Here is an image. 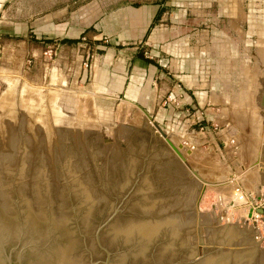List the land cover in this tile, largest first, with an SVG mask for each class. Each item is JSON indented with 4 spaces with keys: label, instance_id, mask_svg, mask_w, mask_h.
Instances as JSON below:
<instances>
[{
    "label": "rangeland",
    "instance_id": "obj_1",
    "mask_svg": "<svg viewBox=\"0 0 264 264\" xmlns=\"http://www.w3.org/2000/svg\"><path fill=\"white\" fill-rule=\"evenodd\" d=\"M154 1L41 0V5H35L36 12L52 16L45 23L51 30L34 39L26 30L34 5L29 0H0V24L5 29L21 24L20 31L9 29V34L0 35V162L5 158L13 163L21 128L27 148L23 178H29L42 140L47 170L56 185V200L59 182L55 147L62 159L59 127L67 128L73 138L82 171V156H87L93 169L85 144L90 132L97 135L105 155L113 145L131 149L149 143L155 150L151 153L153 161L170 159L167 170L173 172L174 182L189 179L201 185L195 199L198 246L206 244L213 228L230 223L234 228H252L257 247H264V213H259V218L248 217L243 198L242 205L233 204V198L247 193L248 200L253 205L258 202V208L264 210V0H255L259 13L254 16L248 14L251 0L236 1L243 17L236 24V32L225 20L219 24L229 37H216L230 42L227 49L236 60L231 59L230 66L222 70L226 79L211 87L221 88L227 100L217 101L208 119L195 116L192 109L178 113L171 73H166L168 78L164 80L156 76L150 80L146 105L96 83L104 56L99 45L113 47V43L101 29L84 30L89 21L81 17L85 14L81 6L95 3L100 17L108 20L113 18L114 8ZM220 1L228 4L225 8L235 9L229 0ZM221 6L214 1L205 12L216 14L222 10L220 17L225 19L229 10ZM145 42L143 38L146 54L144 50L142 53L156 65L157 58L146 49L149 45ZM133 45L126 42L118 46L123 49ZM145 112L166 139L148 127ZM236 187L243 193H237Z\"/></svg>",
    "mask_w": 264,
    "mask_h": 264
},
{
    "label": "water",
    "instance_id": "obj_2",
    "mask_svg": "<svg viewBox=\"0 0 264 264\" xmlns=\"http://www.w3.org/2000/svg\"><path fill=\"white\" fill-rule=\"evenodd\" d=\"M57 134L62 159L55 147L56 200L42 140L29 178H23L21 128L13 163L0 162V264H264V247H257L252 228L219 225L198 246L201 185L174 182L170 159L153 161L151 144L113 145L105 155L90 132L85 144L93 169L82 156V171L67 128ZM233 204L243 203L233 198Z\"/></svg>",
    "mask_w": 264,
    "mask_h": 264
},
{
    "label": "crops",
    "instance_id": "obj_3",
    "mask_svg": "<svg viewBox=\"0 0 264 264\" xmlns=\"http://www.w3.org/2000/svg\"><path fill=\"white\" fill-rule=\"evenodd\" d=\"M214 1H217L219 6L224 5L221 6L222 9H228L230 15L221 19L222 10L216 14L205 12L206 7L211 6ZM236 1L240 0H229V5L235 6L234 10L225 8L228 4L220 0H156L142 2L138 6L127 4L114 8V20L109 17L110 14L108 20L100 17L93 2L82 5L81 9H85V14L81 17L89 21L84 30L89 27L87 32L101 29V32H107L113 43V47L99 45L104 56L98 71V87L106 86L108 90L118 94L124 92L128 99L146 105L150 100L147 97L150 80L155 76L164 80L168 78L166 73H171L174 82L171 91L179 103L178 113L183 114L192 109L195 116L208 119V114L213 110L212 106L217 105V101L227 100L221 88L215 90L211 87L226 79V76L221 74L222 70L230 66L231 59L236 60L230 57L233 55L227 49L230 42L225 41V37L228 38L229 34L219 25L225 20L236 32V24L243 19ZM251 3L252 10L248 9V14L254 16L259 12H256L255 0H251ZM29 4H33L35 8L27 20L26 30L29 36L35 39L41 37L42 33L50 32L51 27L45 23L50 21L52 16L41 10L36 12L35 5H41V0L39 3L29 0ZM190 5L194 7L190 8ZM253 20L255 21V18ZM208 23L216 26L207 25ZM152 24L155 27H151ZM9 29L13 32L20 31L21 24L15 23L7 29L0 24V35L9 34ZM216 36L225 40L221 42ZM143 38L149 45L146 49L157 58L156 65L145 56L146 51L141 43ZM126 42L134 45L123 49L118 46ZM143 50L145 54L142 53ZM217 69L220 72L216 73ZM171 108L175 110L174 107Z\"/></svg>",
    "mask_w": 264,
    "mask_h": 264
},
{
    "label": "built area",
    "instance_id": "obj_4",
    "mask_svg": "<svg viewBox=\"0 0 264 264\" xmlns=\"http://www.w3.org/2000/svg\"><path fill=\"white\" fill-rule=\"evenodd\" d=\"M235 190H236L237 193H243V191H242L239 187H236ZM247 195H249V194L246 193V194H245V197H242V195L239 194V195H238V197H239V201H242L243 199H245L246 201H245V202H242L243 205H245V206L247 207L248 210H249L250 208L253 209V212H252V216H251V217L259 218V217H260V214L257 213V212L255 211V209L259 207L258 202H255L254 205H253V202H250V201L248 200L249 198H248ZM242 198H243V199H242ZM262 203L264 204V202H262Z\"/></svg>",
    "mask_w": 264,
    "mask_h": 264
},
{
    "label": "bare ground",
    "instance_id": "obj_5",
    "mask_svg": "<svg viewBox=\"0 0 264 264\" xmlns=\"http://www.w3.org/2000/svg\"><path fill=\"white\" fill-rule=\"evenodd\" d=\"M86 104V103H85ZM27 106H28V104H27ZM33 108V107H32ZM145 116V115H144ZM144 119L146 120V123H147V125H148V127L154 132V134L155 133H158V134H160L159 133V131H158V129L156 128V127H154V125H153V123L151 122V121H149V118L147 117V116H145L144 117ZM50 133V132H49ZM165 139H166V137H165ZM261 168V167H260Z\"/></svg>",
    "mask_w": 264,
    "mask_h": 264
}]
</instances>
